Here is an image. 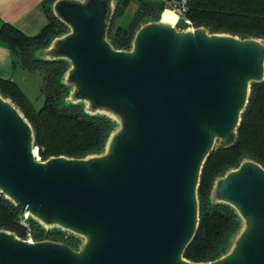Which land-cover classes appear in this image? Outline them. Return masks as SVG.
<instances>
[{
    "label": "water",
    "instance_id": "water-1",
    "mask_svg": "<svg viewBox=\"0 0 264 264\" xmlns=\"http://www.w3.org/2000/svg\"><path fill=\"white\" fill-rule=\"evenodd\" d=\"M112 1L54 0L65 32L30 52L64 61L59 83L116 117L100 152L41 160L31 124L0 93V199L25 223L79 242L0 230V264H264V167L251 158L211 184L210 202L236 216L224 252L210 262L183 257L198 228L205 161L236 142L251 86L264 81V40L165 23L162 12L116 49ZM90 117L113 129L110 118Z\"/></svg>",
    "mask_w": 264,
    "mask_h": 264
},
{
    "label": "trees",
    "instance_id": "trees-1",
    "mask_svg": "<svg viewBox=\"0 0 264 264\" xmlns=\"http://www.w3.org/2000/svg\"><path fill=\"white\" fill-rule=\"evenodd\" d=\"M53 1L49 0L44 7L48 24L38 35L28 37L8 24H3L0 29V42L11 50L14 65L41 73L43 106L34 110L12 81L0 79V93L10 98L31 124L41 160L58 156L79 159L100 152L112 127L105 117H90L77 105H63L67 89L58 79L65 67L64 61H41L31 57L33 47L44 46L51 38L65 32V26L50 10ZM129 2L116 0L115 15L108 31V39L116 49H127L137 25L146 19H157L164 11L160 1L139 0L132 24L128 28L114 27V19L125 12ZM186 18L194 27H204L211 33L264 40V0H190ZM245 157L264 167V81L251 86L248 104L237 128L236 142L230 147L213 150L205 161L198 187V228L184 251L185 259L195 263L210 262L224 252L226 240L237 226L236 216L229 206L210 202V188L215 177L235 168ZM19 211L9 201L0 199V230L14 232L22 239L26 238L28 230L35 240L45 235L52 241L77 247L76 238L58 230L44 231L33 221L27 222L28 228H25L20 223Z\"/></svg>",
    "mask_w": 264,
    "mask_h": 264
},
{
    "label": "crops",
    "instance_id": "crops-1",
    "mask_svg": "<svg viewBox=\"0 0 264 264\" xmlns=\"http://www.w3.org/2000/svg\"><path fill=\"white\" fill-rule=\"evenodd\" d=\"M48 2L49 0H0V29L3 24H8L28 37L38 35L48 24L44 8ZM31 72L33 71L15 66L11 50L0 42V79L12 81L23 90V85L30 78L27 74Z\"/></svg>",
    "mask_w": 264,
    "mask_h": 264
},
{
    "label": "rangeland",
    "instance_id": "rangeland-1",
    "mask_svg": "<svg viewBox=\"0 0 264 264\" xmlns=\"http://www.w3.org/2000/svg\"><path fill=\"white\" fill-rule=\"evenodd\" d=\"M144 1L150 2L155 0H144ZM112 3L114 6L115 0H113ZM137 8H138V0H130L129 5L125 10V12L120 17L114 19L113 21L114 27L128 28L133 22ZM185 25L186 24H182L181 26L184 27ZM27 75H29L30 78L28 79L27 83L23 85V90L20 89L19 87L18 88L26 97L28 102L31 104L32 108L38 111L44 104V98L40 91L42 75L39 71H33ZM62 103L64 106L76 104L80 107L82 112L88 116H106L110 118L113 124V129L111 132H115L116 130H118L117 119L113 114H111L110 112L95 110L88 101L77 98L74 92H72L71 87L69 86L67 87V92L63 97ZM22 222L25 223L24 221ZM26 238H33V235L26 234ZM50 239H47L45 235H43L42 239L40 240H50Z\"/></svg>",
    "mask_w": 264,
    "mask_h": 264
},
{
    "label": "built area",
    "instance_id": "built-area-1",
    "mask_svg": "<svg viewBox=\"0 0 264 264\" xmlns=\"http://www.w3.org/2000/svg\"><path fill=\"white\" fill-rule=\"evenodd\" d=\"M163 6L164 11L169 10L174 14V16L177 18L179 22H183L184 24L188 23V20L186 18V12H187V5L190 2V0H159ZM25 228H28V225L20 222ZM27 235H30V232L26 231Z\"/></svg>",
    "mask_w": 264,
    "mask_h": 264
},
{
    "label": "bare ground",
    "instance_id": "bare-ground-1",
    "mask_svg": "<svg viewBox=\"0 0 264 264\" xmlns=\"http://www.w3.org/2000/svg\"><path fill=\"white\" fill-rule=\"evenodd\" d=\"M174 19H175V16L172 12H170L169 10L164 11L163 22L173 24Z\"/></svg>",
    "mask_w": 264,
    "mask_h": 264
},
{
    "label": "flooded vegetation",
    "instance_id": "flooded-vegetation-1",
    "mask_svg": "<svg viewBox=\"0 0 264 264\" xmlns=\"http://www.w3.org/2000/svg\"><path fill=\"white\" fill-rule=\"evenodd\" d=\"M47 239H50L51 237H49V236H45Z\"/></svg>",
    "mask_w": 264,
    "mask_h": 264
}]
</instances>
